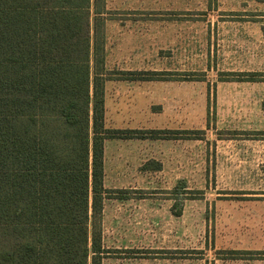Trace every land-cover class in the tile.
<instances>
[{
	"label": "rangeland",
	"instance_id": "374dc122",
	"mask_svg": "<svg viewBox=\"0 0 264 264\" xmlns=\"http://www.w3.org/2000/svg\"><path fill=\"white\" fill-rule=\"evenodd\" d=\"M111 3L138 8L112 14L135 26L140 68L163 72L141 87L140 122L203 131L202 139L138 141L139 170L108 171L139 198L132 241L150 264H264V0ZM163 20L171 47L137 27ZM156 162L160 170L145 169Z\"/></svg>",
	"mask_w": 264,
	"mask_h": 264
},
{
	"label": "trees",
	"instance_id": "16d2710c",
	"mask_svg": "<svg viewBox=\"0 0 264 264\" xmlns=\"http://www.w3.org/2000/svg\"><path fill=\"white\" fill-rule=\"evenodd\" d=\"M104 3L0 0V264L147 258L104 245V201L129 193L104 186L105 141L202 139L105 126L107 80L160 74L105 72Z\"/></svg>",
	"mask_w": 264,
	"mask_h": 264
},
{
	"label": "crops",
	"instance_id": "0c3cea01",
	"mask_svg": "<svg viewBox=\"0 0 264 264\" xmlns=\"http://www.w3.org/2000/svg\"><path fill=\"white\" fill-rule=\"evenodd\" d=\"M107 17L104 26L105 34V72H155L161 74L157 70H146V68H140L139 60L140 47L134 46L135 26L116 18V11H137L138 8L133 6H115L111 3V0H105L102 7ZM171 21L163 20L156 26L150 25L148 29H143V37L146 39L148 34H152L153 37L165 38L168 40L171 47L172 27ZM175 33V32H174ZM171 69H169V73ZM171 75V74H170ZM116 76V75H115ZM161 76V75H160ZM159 77V76H158ZM151 80H127V79H111L105 83V126L111 129H142V130H177L170 128H156L149 124V121L140 122V101L146 100L147 97L143 96L141 99V87H151V81L159 80L160 78ZM171 77V76H170ZM171 79V78H169ZM170 86L171 83H167ZM153 100V99H151ZM172 141L181 140L178 139H106L104 150V186L107 187L118 185L116 189L109 190H133L132 182H121L117 178L112 180L108 176V171H119V164L122 163L127 166L128 169L135 163L136 170H139V155L138 149L132 148L134 143L138 141ZM160 164L162 162H159ZM131 188H126L130 187ZM113 201V202H111ZM133 201L139 202V198L128 193L108 198L104 201V213H103V238L104 245L108 249L119 250H132L140 249L139 244L132 241V236L137 232L138 227L134 223L132 214L134 212ZM112 203H114L112 205ZM131 208V209H130ZM139 205L135 206L137 210ZM131 210V212H129ZM135 210V211H136ZM131 215V216H130ZM108 241H112L111 244ZM110 257L105 258L103 264H150L152 259L150 258H137V257ZM153 264V262H151Z\"/></svg>",
	"mask_w": 264,
	"mask_h": 264
}]
</instances>
